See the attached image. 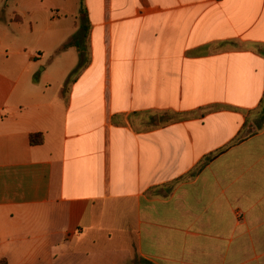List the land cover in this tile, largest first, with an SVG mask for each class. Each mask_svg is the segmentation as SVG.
<instances>
[{
    "label": "crops",
    "instance_id": "obj_1",
    "mask_svg": "<svg viewBox=\"0 0 264 264\" xmlns=\"http://www.w3.org/2000/svg\"><path fill=\"white\" fill-rule=\"evenodd\" d=\"M262 98L264 0H0V264H264Z\"/></svg>",
    "mask_w": 264,
    "mask_h": 264
},
{
    "label": "trees",
    "instance_id": "obj_2",
    "mask_svg": "<svg viewBox=\"0 0 264 264\" xmlns=\"http://www.w3.org/2000/svg\"><path fill=\"white\" fill-rule=\"evenodd\" d=\"M82 1V0H81ZM82 5V3H81ZM86 23L87 19H84ZM88 38V25L86 24H81L80 30L77 34H75L70 41L63 46V49L69 46H74L79 52V63L77 67L72 71L70 74L67 83H69L72 78L80 71V69L86 64L87 62V57H86V41ZM256 115H257V121L256 123L258 124H264V98L261 99L260 104L258 109L256 110ZM260 129V127H258ZM42 142V138L40 135H32L30 136V143L32 145L40 144ZM209 160V159H208ZM141 264H152L148 261H142Z\"/></svg>",
    "mask_w": 264,
    "mask_h": 264
},
{
    "label": "rangeland",
    "instance_id": "obj_3",
    "mask_svg": "<svg viewBox=\"0 0 264 264\" xmlns=\"http://www.w3.org/2000/svg\"><path fill=\"white\" fill-rule=\"evenodd\" d=\"M37 57H38L37 60H41V58H40L41 56L37 55ZM42 63H43V64H42L41 66H39V71H40V72H41V69H43L44 65L47 63V62H46V59H43V60H42ZM77 65H78V64H77ZM76 67H77V66H76ZM71 73H72V72H71ZM71 73H70V74H71ZM69 76H70V75H69Z\"/></svg>",
    "mask_w": 264,
    "mask_h": 264
}]
</instances>
